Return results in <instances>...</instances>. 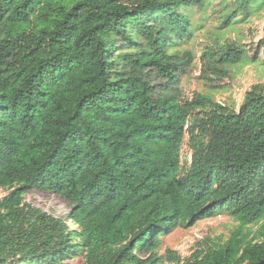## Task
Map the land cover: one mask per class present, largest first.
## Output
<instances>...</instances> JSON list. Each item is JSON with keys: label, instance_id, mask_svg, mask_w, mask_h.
Masks as SVG:
<instances>
[{"label": "trees", "instance_id": "16d2710c", "mask_svg": "<svg viewBox=\"0 0 264 264\" xmlns=\"http://www.w3.org/2000/svg\"><path fill=\"white\" fill-rule=\"evenodd\" d=\"M210 2L0 0L13 41L33 34L15 49L0 31V264H164L161 237L174 227L264 217V85L238 110L180 88L194 57L172 50L193 39L186 12ZM234 6L225 27L264 0ZM248 59L237 43L207 47L202 79ZM34 191L64 200L78 229L31 210L43 226L30 230L3 212ZM261 236L233 233L185 264H264Z\"/></svg>", "mask_w": 264, "mask_h": 264}, {"label": "rangeland", "instance_id": "374dc122", "mask_svg": "<svg viewBox=\"0 0 264 264\" xmlns=\"http://www.w3.org/2000/svg\"><path fill=\"white\" fill-rule=\"evenodd\" d=\"M234 3L235 0H211L203 10L194 8L187 11L186 14L192 21L193 39L175 47L172 52L188 51L194 57L191 68L180 77L183 97L191 99L195 93L205 94L217 103L238 110L248 91L255 85H264V53L259 45L264 39V6L257 9L253 6L246 12L237 10L236 16L232 17L229 25L225 27L226 18L236 10ZM38 14L37 12L36 16ZM0 31L6 38L4 46L8 45L15 49H19L21 43H31L30 39L33 36L31 31H27L21 42H15L11 37V24L7 23L0 25ZM223 43H237L245 47L248 51V61L228 67V76L221 80L214 82L203 80L200 63L202 52L207 47ZM183 154L188 155L189 160L190 153L186 145L183 147ZM8 194V191L0 189V202ZM31 210L64 220L70 231L78 229V223L70 218L66 202L49 193L30 192L25 195L21 207L3 212L10 214V218L18 221L19 225L30 230H39L43 222L38 214ZM262 231L264 217L248 226L240 227L227 212H222L198 222L189 229L174 227L169 230L161 237L159 255L164 264H185L197 249L207 245L223 244L233 233H239L245 241L258 243L262 239ZM71 264L85 262L79 257Z\"/></svg>", "mask_w": 264, "mask_h": 264}]
</instances>
